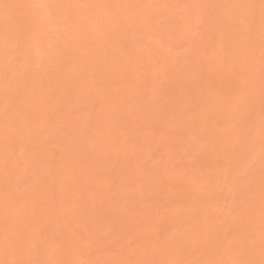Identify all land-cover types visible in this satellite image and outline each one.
I'll use <instances>...</instances> for the list:
<instances>
[{"label": "bare ground", "instance_id": "1", "mask_svg": "<svg viewBox=\"0 0 264 264\" xmlns=\"http://www.w3.org/2000/svg\"><path fill=\"white\" fill-rule=\"evenodd\" d=\"M0 264H264L261 0H0Z\"/></svg>", "mask_w": 264, "mask_h": 264}, {"label": "snow or ice", "instance_id": "2", "mask_svg": "<svg viewBox=\"0 0 264 264\" xmlns=\"http://www.w3.org/2000/svg\"><path fill=\"white\" fill-rule=\"evenodd\" d=\"M262 14H264V0H261Z\"/></svg>", "mask_w": 264, "mask_h": 264}]
</instances>
